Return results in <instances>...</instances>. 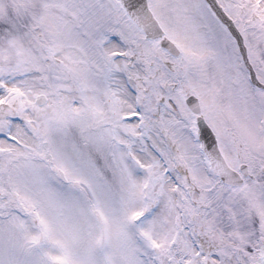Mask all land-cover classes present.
<instances>
[{
    "label": "snow or ice",
    "instance_id": "obj_1",
    "mask_svg": "<svg viewBox=\"0 0 264 264\" xmlns=\"http://www.w3.org/2000/svg\"><path fill=\"white\" fill-rule=\"evenodd\" d=\"M0 264H264V0H0Z\"/></svg>",
    "mask_w": 264,
    "mask_h": 264
}]
</instances>
